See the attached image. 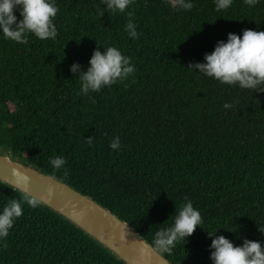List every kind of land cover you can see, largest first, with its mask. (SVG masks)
Wrapping results in <instances>:
<instances>
[{
	"label": "trees",
	"instance_id": "obj_1",
	"mask_svg": "<svg viewBox=\"0 0 264 264\" xmlns=\"http://www.w3.org/2000/svg\"><path fill=\"white\" fill-rule=\"evenodd\" d=\"M55 4L54 40L28 34L20 44L0 35V148L90 197L151 245L190 199L203 223L161 254L171 264H213L218 235L264 247V91L188 67L204 63L229 33L264 31V0L253 7L233 0L221 11L214 0H193L187 11L134 0L126 11L134 13L137 39L124 31L127 15L111 14L101 0ZM15 15L21 18L18 9ZM107 46L131 57L133 75L78 95L79 74ZM56 156L65 159L61 169L49 163ZM21 194L0 183V207ZM0 264L124 263L45 206L25 204L0 240Z\"/></svg>",
	"mask_w": 264,
	"mask_h": 264
},
{
	"label": "clouds",
	"instance_id": "obj_2",
	"mask_svg": "<svg viewBox=\"0 0 264 264\" xmlns=\"http://www.w3.org/2000/svg\"><path fill=\"white\" fill-rule=\"evenodd\" d=\"M108 12L125 13L128 17L124 31L132 39H137V25L133 22L134 13L130 5L134 0H101ZM233 0H214L217 11L231 7ZM165 3L174 10L187 11L193 8V0H165ZM243 3L253 7L258 0H243ZM19 10L20 19H17L15 10ZM58 12L55 0H0V35L3 38L27 44L28 34L40 40H54L57 37V27L54 18ZM102 14V13H101ZM204 63L189 65L198 70L203 76L213 78L221 84L238 86L240 89L264 91V31L244 29L241 35L229 33L226 42L220 41L214 50L206 54ZM78 64L71 66L72 72H77ZM135 66L131 57L124 55L116 46H107L104 52L95 50L90 58L89 67L78 76V95L87 96L91 92H99L104 87H110L117 81H126L134 73ZM223 108L229 109L232 104L225 102ZM92 145V138L87 139ZM119 137H113L109 147L113 150L120 148ZM10 154V150H9ZM53 169H61L65 165L62 156L49 160ZM15 173V170H14ZM25 182L27 177H24ZM36 208L40 200L26 193L21 199H9L0 207V240L9 235L14 221L22 216L23 205ZM203 223L199 209L187 197L177 207L176 214L170 226L156 230L152 240L153 249L158 254L171 253L176 243L190 237L197 226ZM258 230L264 233V227ZM209 236H214L208 232ZM210 247L213 264H264V247L258 241L245 240L243 245L235 246L224 235L215 236Z\"/></svg>",
	"mask_w": 264,
	"mask_h": 264
},
{
	"label": "water",
	"instance_id": "obj_3",
	"mask_svg": "<svg viewBox=\"0 0 264 264\" xmlns=\"http://www.w3.org/2000/svg\"><path fill=\"white\" fill-rule=\"evenodd\" d=\"M0 183L36 197L124 264H171L111 211L5 148H0Z\"/></svg>",
	"mask_w": 264,
	"mask_h": 264
}]
</instances>
